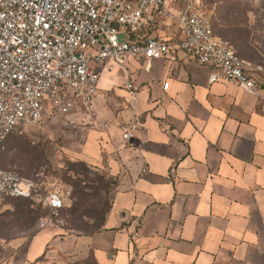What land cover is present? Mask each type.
I'll return each mask as SVG.
<instances>
[{
    "label": "crops",
    "instance_id": "obj_1",
    "mask_svg": "<svg viewBox=\"0 0 264 264\" xmlns=\"http://www.w3.org/2000/svg\"><path fill=\"white\" fill-rule=\"evenodd\" d=\"M144 67L128 64L132 101L122 80L96 108L98 93L82 146L80 159L116 180L101 229L43 231L24 262L51 243L67 253L91 251L97 264H264L260 76L255 94L211 81L213 70L181 53Z\"/></svg>",
    "mask_w": 264,
    "mask_h": 264
},
{
    "label": "built area",
    "instance_id": "obj_2",
    "mask_svg": "<svg viewBox=\"0 0 264 264\" xmlns=\"http://www.w3.org/2000/svg\"><path fill=\"white\" fill-rule=\"evenodd\" d=\"M180 53L213 70L211 81L260 88L251 62L215 35L202 0H0V153L25 126L80 111L91 117L99 81L91 62L116 66L132 101L129 62L148 70L153 59ZM131 136L124 128L122 138ZM36 195L52 213L64 206L59 191L0 166V205Z\"/></svg>",
    "mask_w": 264,
    "mask_h": 264
},
{
    "label": "rangeland",
    "instance_id": "obj_3",
    "mask_svg": "<svg viewBox=\"0 0 264 264\" xmlns=\"http://www.w3.org/2000/svg\"><path fill=\"white\" fill-rule=\"evenodd\" d=\"M231 4L247 6L248 21L252 26V34H254L253 45L260 52L254 49H244L243 53L239 51L238 53L241 58L251 62V65L255 67V73L264 83V0H203V9L211 16L217 35L224 24L221 16L227 13V6ZM220 37L232 44L225 37ZM120 38L123 37L120 35ZM89 65L99 72L98 93L101 97L97 99L95 105L97 108V105L104 104L107 91L112 85H117L121 78L118 76L119 70L116 66L98 67L92 62ZM106 109L109 107L106 106ZM106 114L110 118V113ZM56 120L54 118L41 127L25 126L21 133L12 134L6 149L0 153L1 167L15 168L24 177L42 181L47 189L59 191L64 203L61 209L52 213L48 208L43 207L39 196L36 195L31 203L27 202V208L33 212H26L21 216L13 210V204L19 201L9 199L2 203L0 205V264H84L91 262L89 251L71 250L67 253L51 243L44 248L45 251L41 250L43 256L39 260L26 259L24 262L27 249L33 246L35 237L43 231H54L55 236L82 234L81 231L65 229L66 220L62 215V209L71 206L75 200V189L70 183L80 177L67 170V162L81 158L87 131L91 129L93 123L92 119L81 111ZM86 165L89 180L82 183V186L86 184L85 192L88 194L85 201L86 207L89 208V205L96 201L100 204L105 203L106 200L110 201V192L116 180L105 169L97 168L87 161ZM83 219L91 222L86 217ZM36 251L39 252V249Z\"/></svg>",
    "mask_w": 264,
    "mask_h": 264
},
{
    "label": "trees",
    "instance_id": "obj_4",
    "mask_svg": "<svg viewBox=\"0 0 264 264\" xmlns=\"http://www.w3.org/2000/svg\"><path fill=\"white\" fill-rule=\"evenodd\" d=\"M202 4H203V0H202ZM227 7H228L227 13L221 16V20L224 22V24L222 25L223 27L219 30V35H217L214 31V23L212 20V26L215 35H217L218 37L223 36L227 40H229L237 48L236 49L231 44L238 55L240 52L243 53L244 49H254L260 52L259 49H257L253 45L254 34H252V30H251L252 26L248 21L247 6L246 5L236 6V4L235 5L231 4L228 5ZM239 56L241 57V55ZM67 166H68L67 170H70L80 175V177L76 178L75 181H71L70 183L75 189L74 192L75 200L73 201L71 206L62 209V215L66 220L65 229L68 231L77 230V231H81L82 234L90 235L101 229L105 215L110 207V201L106 200L105 203L102 204L96 201L95 203L89 205V208H87L85 204L86 203L85 201L88 198V194L87 192H85L86 184L82 186V183H86V181L89 180V175H88L89 173L87 171L86 162L82 159L69 161L67 162ZM9 199H12L14 201H19L13 204L14 207L13 210L19 216L23 215L26 212H33V210L27 208V202L31 203L34 197L33 198L9 197L6 198L3 201V203ZM41 204L43 205V207L47 208L42 201ZM84 217L90 219L91 222L85 221L83 219ZM89 253L91 254V262L90 263L85 262L84 264H97V262L93 257L92 252L89 251ZM42 256L43 253L37 258V260H39Z\"/></svg>",
    "mask_w": 264,
    "mask_h": 264
}]
</instances>
